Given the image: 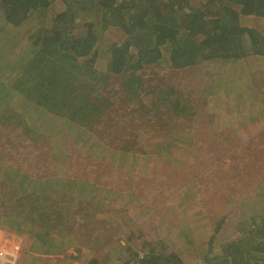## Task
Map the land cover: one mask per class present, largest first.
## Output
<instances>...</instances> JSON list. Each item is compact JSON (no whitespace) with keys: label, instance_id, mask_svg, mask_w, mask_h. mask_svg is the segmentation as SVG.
I'll list each match as a JSON object with an SVG mask.
<instances>
[{"label":"rangeland","instance_id":"1","mask_svg":"<svg viewBox=\"0 0 264 264\" xmlns=\"http://www.w3.org/2000/svg\"><path fill=\"white\" fill-rule=\"evenodd\" d=\"M65 7L62 0H51L50 19ZM31 19L32 25L39 21ZM243 23L264 35V18L247 16ZM97 32V81L116 108L99 131L53 114L26 113L16 101L0 103V230L20 244L18 264H138L162 243L186 264H207L205 254H219L236 236L239 221L264 213V132L251 144H237L229 133L222 143H202V110L217 128L220 100L213 79L226 61L181 69L161 63L134 76L117 75L107 71L108 48L122 43L125 34L117 28ZM6 33L1 38L7 54L15 46L13 33ZM260 107L250 110L254 125L264 123L257 118ZM181 113L179 123L175 115ZM236 126L225 131L234 133ZM29 181L33 188H46L40 192L48 209L42 215L58 223L62 234V228L74 226L57 240L70 243L66 248L47 246L38 230L15 228L46 222L33 220L32 196L16 194Z\"/></svg>","mask_w":264,"mask_h":264},{"label":"trees","instance_id":"2","mask_svg":"<svg viewBox=\"0 0 264 264\" xmlns=\"http://www.w3.org/2000/svg\"><path fill=\"white\" fill-rule=\"evenodd\" d=\"M62 1L65 9L50 19L51 0H0V19L12 31L15 46L0 54L2 106L16 101L26 113L53 114L71 125L99 131L116 108L97 81L98 30L117 28L125 34L122 43L108 48L107 71L117 75L132 72L134 76L161 63L181 69L218 59L230 63L250 54L264 60V35L243 23L247 16L264 18V0ZM34 17L39 21L32 25ZM6 32L0 25V38ZM175 117L180 122L184 116ZM135 140L139 142L138 137ZM33 182L16 194L32 196L31 210L37 215L33 220L46 222L15 228L30 234L38 230L47 246L66 248L70 243L61 245L57 240L63 241L62 236L73 232L74 226L62 228V234L58 223L42 215L48 209L40 192L46 188H33ZM235 228L236 236L221 245L219 254L206 253L204 263L264 264V213L245 216ZM215 234L208 241L212 251ZM162 247L147 250L138 264H186L177 251H167L163 243Z\"/></svg>","mask_w":264,"mask_h":264},{"label":"crops","instance_id":"3","mask_svg":"<svg viewBox=\"0 0 264 264\" xmlns=\"http://www.w3.org/2000/svg\"><path fill=\"white\" fill-rule=\"evenodd\" d=\"M0 25L5 32L10 31L9 27L6 28V23L2 18ZM3 38L0 39V54L4 53ZM222 69L224 72L215 74L213 79L214 97L220 100L214 114L217 128L211 127L210 116L206 117L208 112L202 110V143H222V141L228 140L227 133L233 137L237 144L254 143V140L260 138L258 136L264 132V123L254 125L253 122H249L253 118L250 111L252 105H259L260 111V106H264V60L259 55L250 54L228 63ZM234 103H242L245 106L235 107ZM189 118L191 119V117ZM257 118L260 120L264 118V110ZM237 121L238 126H236ZM234 125L236 126L234 133H231L230 130L225 131ZM258 127L260 131H256ZM240 135H242L241 138Z\"/></svg>","mask_w":264,"mask_h":264},{"label":"built area","instance_id":"4","mask_svg":"<svg viewBox=\"0 0 264 264\" xmlns=\"http://www.w3.org/2000/svg\"><path fill=\"white\" fill-rule=\"evenodd\" d=\"M14 239L17 241V238ZM20 255V244L19 246L14 244L13 239L7 238V235L0 230V264H18Z\"/></svg>","mask_w":264,"mask_h":264},{"label":"water","instance_id":"5","mask_svg":"<svg viewBox=\"0 0 264 264\" xmlns=\"http://www.w3.org/2000/svg\"><path fill=\"white\" fill-rule=\"evenodd\" d=\"M76 250L79 251V248H77Z\"/></svg>","mask_w":264,"mask_h":264}]
</instances>
